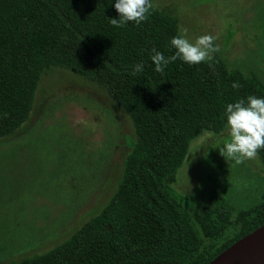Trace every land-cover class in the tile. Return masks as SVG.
<instances>
[{
    "label": "trees",
    "instance_id": "1",
    "mask_svg": "<svg viewBox=\"0 0 264 264\" xmlns=\"http://www.w3.org/2000/svg\"><path fill=\"white\" fill-rule=\"evenodd\" d=\"M115 3L0 0V136L28 119L50 65L102 88L128 114L135 134L117 190L97 215L52 249L0 264H207L264 223V198L234 211L214 195L191 216L167 190L190 141L203 131L221 132L227 104L264 98V85L216 59L214 69L178 58L155 72L152 48L174 55L170 41L178 34L152 10L139 25L113 26L110 19H120ZM141 62L144 71L132 75ZM258 154L264 165V149ZM22 236L12 235L17 242Z\"/></svg>",
    "mask_w": 264,
    "mask_h": 264
},
{
    "label": "rangeland",
    "instance_id": "2",
    "mask_svg": "<svg viewBox=\"0 0 264 264\" xmlns=\"http://www.w3.org/2000/svg\"><path fill=\"white\" fill-rule=\"evenodd\" d=\"M151 3L178 35L187 29L192 42L216 37L213 59L264 85V0ZM227 139L226 125L190 141L167 187L187 214L214 195L234 211L264 198L259 154L236 164L220 154ZM134 144L130 117L102 88L70 69L46 67L28 119L0 136V263L44 253L97 215L117 190ZM12 235L23 236L17 242Z\"/></svg>",
    "mask_w": 264,
    "mask_h": 264
},
{
    "label": "clouds",
    "instance_id": "3",
    "mask_svg": "<svg viewBox=\"0 0 264 264\" xmlns=\"http://www.w3.org/2000/svg\"><path fill=\"white\" fill-rule=\"evenodd\" d=\"M115 8L120 14V19H110L116 27H123L127 22L134 21L136 25L148 20L150 10L153 8L151 0H116ZM217 38L210 34L198 36L194 42L187 38V29H182L181 34L171 38L170 44L176 49L174 55L165 57L162 52L152 48L151 60L155 64V72L162 73L165 67L178 58L189 65L201 62L211 63L212 53L219 51L215 45ZM144 71L143 62L132 66V75ZM233 88H239V82H233ZM228 139L224 147L219 149L222 156L242 164L245 160L255 159L258 150L264 149V98L249 95L246 100L239 99L229 103L226 107Z\"/></svg>",
    "mask_w": 264,
    "mask_h": 264
},
{
    "label": "water",
    "instance_id": "4",
    "mask_svg": "<svg viewBox=\"0 0 264 264\" xmlns=\"http://www.w3.org/2000/svg\"><path fill=\"white\" fill-rule=\"evenodd\" d=\"M207 264H264V223L224 248Z\"/></svg>",
    "mask_w": 264,
    "mask_h": 264
}]
</instances>
